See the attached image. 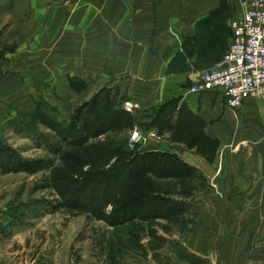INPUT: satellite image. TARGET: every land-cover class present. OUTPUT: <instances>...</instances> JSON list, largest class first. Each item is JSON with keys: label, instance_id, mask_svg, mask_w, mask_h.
<instances>
[{"label": "crops", "instance_id": "crops-1", "mask_svg": "<svg viewBox=\"0 0 264 264\" xmlns=\"http://www.w3.org/2000/svg\"><path fill=\"white\" fill-rule=\"evenodd\" d=\"M221 1L14 0L12 7L14 13L28 5L33 33L21 45L45 47L44 53L30 55L29 62L42 63L44 71L54 63L59 76L84 81L125 78L126 102L142 116L178 100L205 122V136L219 143L212 163L170 143L167 134L159 147L146 149L175 154L199 175L192 180L152 179L151 186H196L206 179L195 224L178 233L179 240L168 238L150 255L151 264L264 263V251L254 241L264 232V103L249 98L239 110H231L219 92L188 91L203 72L221 65L229 38L219 33L222 24L229 26L230 12L231 22L242 16L239 4L231 2L216 17ZM58 260L50 257L42 264H67L64 257Z\"/></svg>", "mask_w": 264, "mask_h": 264}, {"label": "rangeland", "instance_id": "rangeland-1", "mask_svg": "<svg viewBox=\"0 0 264 264\" xmlns=\"http://www.w3.org/2000/svg\"><path fill=\"white\" fill-rule=\"evenodd\" d=\"M226 1L239 4L242 19L245 0ZM14 3L3 0L0 7V51L3 46H17L0 60V162L7 168L38 161L41 167L30 174L0 170V264H42L50 257H64L67 264H151L150 255L163 248L168 238L179 240L178 233L188 232L195 224L206 179L196 186L152 182L153 192L170 194L185 204L181 217L117 228L99 221L97 215L110 212V200L127 183L130 156L162 144V138L154 137L156 111L142 116L134 108L131 113L137 124L132 131L109 133L80 148L70 146L66 129L88 118L95 96L101 100L110 95L125 110L128 81H84L59 76L54 63H48L54 65L52 70L44 71L42 63L29 62L30 55L44 53L45 47L21 45L33 32L28 29V5L13 13ZM230 17L231 12L226 18L229 26L222 24L219 33L228 36V42L234 23L240 20L231 22ZM134 132L146 141L131 149ZM254 241L264 251V232Z\"/></svg>", "mask_w": 264, "mask_h": 264}, {"label": "trees", "instance_id": "trees-1", "mask_svg": "<svg viewBox=\"0 0 264 264\" xmlns=\"http://www.w3.org/2000/svg\"><path fill=\"white\" fill-rule=\"evenodd\" d=\"M227 9V1L222 0L214 15L219 18ZM16 48V45L3 46L0 60L7 54H13ZM71 87L75 88L73 83ZM152 122L158 136L167 134L170 143L181 144L209 163L213 162L219 143L205 136V122L193 114L186 104L179 105L178 100H171L156 109ZM136 124L134 114L124 110L119 103L116 104L110 95L103 96L101 100L95 96L89 105L88 118L80 125L70 123L66 136L70 146L80 148L109 133L132 131ZM40 167L38 161L18 163L7 168L4 162H0L3 173L14 171L30 174ZM195 176H199L197 169L180 160L175 154L137 150L126 164L127 183L110 200V212L99 213L97 219L111 228H117L133 222L170 221L181 217L186 210L185 204L153 192L151 181L192 180Z\"/></svg>", "mask_w": 264, "mask_h": 264}, {"label": "built area", "instance_id": "built-area-1", "mask_svg": "<svg viewBox=\"0 0 264 264\" xmlns=\"http://www.w3.org/2000/svg\"><path fill=\"white\" fill-rule=\"evenodd\" d=\"M242 19L233 25V33L219 67L201 74L189 93L219 92L228 109L239 110L245 100L264 103V0H245ZM134 105L125 103L132 112ZM154 137L162 138L154 133ZM144 138L134 132L129 146L134 149Z\"/></svg>", "mask_w": 264, "mask_h": 264}]
</instances>
